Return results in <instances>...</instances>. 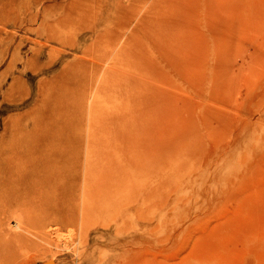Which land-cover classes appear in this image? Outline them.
<instances>
[{
	"label": "rangeland",
	"instance_id": "rangeland-1",
	"mask_svg": "<svg viewBox=\"0 0 264 264\" xmlns=\"http://www.w3.org/2000/svg\"><path fill=\"white\" fill-rule=\"evenodd\" d=\"M12 118L74 142L84 217L7 264H264V0H0Z\"/></svg>",
	"mask_w": 264,
	"mask_h": 264
},
{
	"label": "bare ground",
	"instance_id": "bare-ground-1",
	"mask_svg": "<svg viewBox=\"0 0 264 264\" xmlns=\"http://www.w3.org/2000/svg\"><path fill=\"white\" fill-rule=\"evenodd\" d=\"M54 35L56 34L49 33L47 38H53L55 37ZM43 43L40 42V44ZM82 91L84 92L83 89ZM35 126H32V132L37 134L38 127ZM20 127L18 119H10V122L5 126L4 134L0 140V264L12 263L17 259V249L28 241L27 238L31 234L32 228L42 227L52 222L59 224L69 223L79 218L82 222L84 217L83 209L79 213V218L78 210L76 216L70 210L68 212L67 209L69 207L67 205V209L64 207L62 209V205H57V202H54L57 194L52 193L53 191L59 190L60 186L59 183L57 184L58 181H61L63 183L62 185L65 186L67 180L70 178L71 174L68 170L71 153L69 149H72L70 147L74 142L69 146L71 140L59 139L60 142L55 138V135L54 138L51 136L32 137L29 132H26L27 130L23 131L22 127ZM43 129L46 130L45 128ZM54 131L53 133H55ZM44 133L43 135H47ZM82 143L84 144L83 141ZM59 147L61 150L58 151ZM73 152L75 153V151ZM76 156L78 155L76 154ZM61 189L64 188L62 187ZM65 189L67 190V188ZM59 193H62V191ZM52 200L53 202H51ZM11 218L15 219V221H12L14 223V225L12 224L13 230L9 227V224H11L9 219ZM4 220H8V228H5L4 225L6 223L4 224ZM45 264H53V262L49 261Z\"/></svg>",
	"mask_w": 264,
	"mask_h": 264
}]
</instances>
